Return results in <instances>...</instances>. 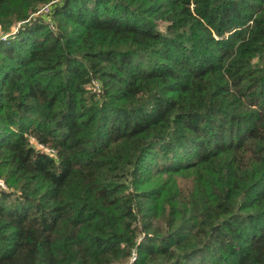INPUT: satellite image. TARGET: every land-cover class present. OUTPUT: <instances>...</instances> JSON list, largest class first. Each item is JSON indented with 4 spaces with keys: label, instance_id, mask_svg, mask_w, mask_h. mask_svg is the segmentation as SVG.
I'll return each mask as SVG.
<instances>
[{
    "label": "trees",
    "instance_id": "obj_1",
    "mask_svg": "<svg viewBox=\"0 0 264 264\" xmlns=\"http://www.w3.org/2000/svg\"><path fill=\"white\" fill-rule=\"evenodd\" d=\"M0 25V264H264V0H0Z\"/></svg>",
    "mask_w": 264,
    "mask_h": 264
},
{
    "label": "built area",
    "instance_id": "obj_2",
    "mask_svg": "<svg viewBox=\"0 0 264 264\" xmlns=\"http://www.w3.org/2000/svg\"><path fill=\"white\" fill-rule=\"evenodd\" d=\"M48 7V6H47ZM45 7L44 10L47 11L48 8ZM18 31V26L12 27L9 31H4V28L0 25V40H5L10 34L16 33ZM42 148V146L40 147ZM50 151V150H48ZM0 187H5V184L3 181L0 182Z\"/></svg>",
    "mask_w": 264,
    "mask_h": 264
},
{
    "label": "rangeland",
    "instance_id": "obj_3",
    "mask_svg": "<svg viewBox=\"0 0 264 264\" xmlns=\"http://www.w3.org/2000/svg\"><path fill=\"white\" fill-rule=\"evenodd\" d=\"M1 181H3V179L0 178V182H1ZM3 182H4V181H3ZM0 184H1V183H0ZM4 184H5V187H2V188L0 187V189H5V190L8 189V187H7V185H6L5 182H4Z\"/></svg>",
    "mask_w": 264,
    "mask_h": 264
}]
</instances>
